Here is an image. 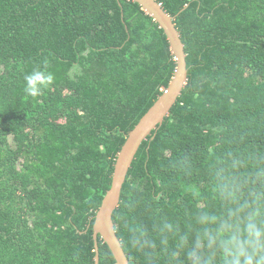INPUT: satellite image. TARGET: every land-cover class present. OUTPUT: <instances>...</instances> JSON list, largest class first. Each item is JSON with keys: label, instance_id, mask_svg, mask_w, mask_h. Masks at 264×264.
<instances>
[{"label": "trees", "instance_id": "1", "mask_svg": "<svg viewBox=\"0 0 264 264\" xmlns=\"http://www.w3.org/2000/svg\"><path fill=\"white\" fill-rule=\"evenodd\" d=\"M158 1L188 81L136 154L116 233L130 264H225L227 241L264 226V0ZM175 68L134 0H0V264H95L117 155ZM37 69L54 80L32 97Z\"/></svg>", "mask_w": 264, "mask_h": 264}, {"label": "water", "instance_id": "2", "mask_svg": "<svg viewBox=\"0 0 264 264\" xmlns=\"http://www.w3.org/2000/svg\"><path fill=\"white\" fill-rule=\"evenodd\" d=\"M134 1L138 2L142 9L151 15L160 28L165 31L171 50L175 56L176 68L168 86L163 89L158 99L129 132L126 141L117 155L111 187L108 189L101 206L96 212L93 224V239L96 252L95 264L100 263L99 236L111 249L116 259V264H130L122 242L116 233L113 215L120 205L123 185L142 142L157 127L163 124L188 81L185 46L174 22L175 17L168 13L158 0ZM154 135L152 138H154Z\"/></svg>", "mask_w": 264, "mask_h": 264}, {"label": "clouds", "instance_id": "3", "mask_svg": "<svg viewBox=\"0 0 264 264\" xmlns=\"http://www.w3.org/2000/svg\"><path fill=\"white\" fill-rule=\"evenodd\" d=\"M26 94L36 97L44 88H47L54 80L53 74L50 72L41 71L39 69L26 74L24 77ZM248 239L241 240L239 235L233 236L231 240L225 244V257L231 254V261L225 260V264H241V257H243V264H253V257L258 252L264 250V244H261L260 237L264 234V226L257 229L252 223L247 227ZM138 239H132V243H138ZM228 245H231L229 247ZM251 248V251H249ZM264 261V257H261ZM260 264V262H258Z\"/></svg>", "mask_w": 264, "mask_h": 264}]
</instances>
